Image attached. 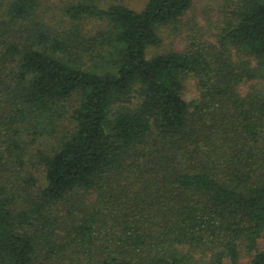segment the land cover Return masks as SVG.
Returning a JSON list of instances; mask_svg holds the SVG:
<instances>
[{
    "label": "trees",
    "instance_id": "1",
    "mask_svg": "<svg viewBox=\"0 0 264 264\" xmlns=\"http://www.w3.org/2000/svg\"><path fill=\"white\" fill-rule=\"evenodd\" d=\"M42 2L0 0V264H264V0L153 54L194 0Z\"/></svg>",
    "mask_w": 264,
    "mask_h": 264
},
{
    "label": "rangeland",
    "instance_id": "2",
    "mask_svg": "<svg viewBox=\"0 0 264 264\" xmlns=\"http://www.w3.org/2000/svg\"><path fill=\"white\" fill-rule=\"evenodd\" d=\"M76 2L82 0H43L41 7V14L45 15L48 21L55 26L68 25L70 28L77 24V26L85 34H94V32L102 27V23L96 22L92 19H82L79 21L69 22L64 19L62 8L64 4L69 2ZM93 1L99 5L106 6L112 3L126 4L135 9H141L147 0H86ZM237 0H194L191 8L182 18L179 29L163 28L161 34L165 39V43L158 48L150 50V54L160 53L171 49H188L193 47L204 48L209 44H216V38L221 28L225 26V15L228 10H231ZM67 26V27H68ZM197 45V46H196ZM255 86L253 82H244L239 86L241 94H246L248 90ZM200 95L198 81L193 78L186 81L185 98L191 100ZM64 126V122L62 123ZM68 125V122H65ZM47 140H41L34 148H47ZM118 188V187H117ZM120 188V187H119ZM119 193V189L115 190V195ZM95 194L88 198V201L94 200ZM248 259L244 258L243 263L248 264Z\"/></svg>",
    "mask_w": 264,
    "mask_h": 264
}]
</instances>
